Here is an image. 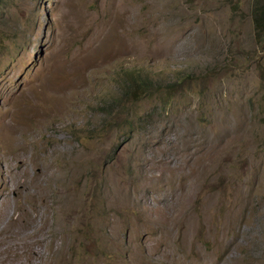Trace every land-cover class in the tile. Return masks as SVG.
Instances as JSON below:
<instances>
[{
  "label": "rangeland",
  "instance_id": "rangeland-1",
  "mask_svg": "<svg viewBox=\"0 0 264 264\" xmlns=\"http://www.w3.org/2000/svg\"><path fill=\"white\" fill-rule=\"evenodd\" d=\"M253 2L0 0V264H264Z\"/></svg>",
  "mask_w": 264,
  "mask_h": 264
},
{
  "label": "trees",
  "instance_id": "trees-1",
  "mask_svg": "<svg viewBox=\"0 0 264 264\" xmlns=\"http://www.w3.org/2000/svg\"><path fill=\"white\" fill-rule=\"evenodd\" d=\"M251 19L254 35L257 39H261L264 37V0H254L251 10ZM184 78L185 76H179L166 85V91L163 93L164 96L162 97L168 99L169 93H167V90L173 86L177 87L176 85L181 83ZM123 79L125 80V84L122 88V94L120 98H118L120 102H122L121 100L139 101L143 98H155L153 97L154 93H157L161 89L160 87H162L158 85L153 77L138 71L130 70Z\"/></svg>",
  "mask_w": 264,
  "mask_h": 264
},
{
  "label": "bare ground",
  "instance_id": "bare-ground-1",
  "mask_svg": "<svg viewBox=\"0 0 264 264\" xmlns=\"http://www.w3.org/2000/svg\"><path fill=\"white\" fill-rule=\"evenodd\" d=\"M8 124H10V123H8ZM10 125H11V124H10ZM6 127H7V126H6ZM8 127H9V126H8ZM11 127H12V128H11ZM11 127H9L10 130H11V131H15L12 125H11ZM25 250H26V249H25ZM23 252H24V251H23ZM28 252H29V251H27V253H28ZM21 253H22V252H21ZM24 253H26V252H24ZM29 253H30V252H29ZM34 254H35V253H34ZM32 255H33V253H32ZM26 256H28V255H26ZM26 256H25V257H26ZM30 257H31V255H30ZM27 259H28V258H27ZM30 259H31V258H29V260H30ZM31 260H32V259H31ZM26 262H27V261H26ZM31 262H32V261H31ZM32 264H34V263H32Z\"/></svg>",
  "mask_w": 264,
  "mask_h": 264
}]
</instances>
